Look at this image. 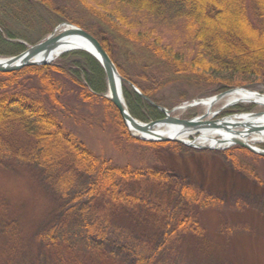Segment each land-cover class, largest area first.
<instances>
[{"label": "trees", "instance_id": "obj_1", "mask_svg": "<svg viewBox=\"0 0 264 264\" xmlns=\"http://www.w3.org/2000/svg\"><path fill=\"white\" fill-rule=\"evenodd\" d=\"M33 1L62 21L88 32L87 28L73 21L71 13L54 8L49 0ZM76 1L114 34L143 47L171 67L175 74L196 77L197 84L216 88L214 94L246 88L254 82L264 84V0ZM248 4L254 12L253 19L248 15ZM88 33L99 41L124 79L122 93L129 113L140 121L160 120L163 113L143 99L159 106L155 100L159 89L157 84H148L149 80L141 83L142 76L139 77L141 82L129 76L116 62L111 41L105 36ZM7 37L15 39L12 35ZM103 77L97 61L82 51L65 53L60 56V61L50 65L0 73V162L13 160L48 173L50 188L60 200L68 198L76 173H81L89 178L90 183L84 192L74 197L75 203L100 201L110 207L142 208L159 215L153 210L155 204L150 201L146 188L148 185L163 187L168 179L167 172L156 166L157 161L164 159L152 151L176 149L180 144L144 142L131 137L118 111L101 95L105 91ZM66 84L72 86L68 91L65 90ZM67 92L73 94L75 108L64 100ZM85 108L89 111L88 118L79 113ZM70 120L75 125L106 128L112 133L113 146L122 155L129 154L133 145L149 149L135 151L148 164L121 166L96 155L64 125V121ZM15 135L28 140L27 144L14 149L10 140ZM236 153L256 160H264V157L240 147L226 151V160L235 171L263 185L257 174L240 162ZM172 155L173 161L179 162L175 151ZM186 163L184 159L177 164L184 169ZM188 163L203 186L184 185L174 190L185 210L172 216L165 214L164 207H161L160 214L166 223L161 243L155 249L144 243H128L127 251L133 255L134 264H162L156 254L172 241L188 234L201 236L200 215L209 211H228L223 200L206 190L212 184L225 188V182L218 183L211 177L217 170L224 178L223 174L228 170L225 164L214 165L208 160L201 163L197 158L188 159ZM129 184L138 188L128 190ZM73 210L68 209L67 214ZM82 222L84 237L101 242L106 240L107 230L98 221ZM55 235L53 230L40 235L46 251L58 247Z\"/></svg>", "mask_w": 264, "mask_h": 264}, {"label": "rangeland", "instance_id": "obj_2", "mask_svg": "<svg viewBox=\"0 0 264 264\" xmlns=\"http://www.w3.org/2000/svg\"><path fill=\"white\" fill-rule=\"evenodd\" d=\"M49 1L54 8L71 13L73 21L87 28L88 32L107 37L113 44L116 62L129 76L138 81L142 76V82L141 79L139 81L141 83L144 80H149L148 84L156 83L159 89L155 100L159 107L172 110L182 104L216 95V88L197 84L196 77L175 74L171 67L143 47L114 34L88 14L76 0ZM248 15L250 18L254 16L250 4ZM62 23L76 26L62 21L36 1L0 0V59L23 53L49 36ZM6 35H12L15 39H9ZM58 61L60 56L54 62ZM103 79L105 91L101 95L105 98V75ZM71 87L66 84L65 90L68 91ZM246 90L264 95V84L254 82ZM64 100L71 108L76 107L71 92H67ZM222 105L219 102L212 107L211 112L215 115L208 121L240 114L264 113V108L252 103H240L226 108H222ZM79 113L87 118L89 116L87 108ZM204 113L202 107L196 106L176 111L171 116L190 120ZM155 121L157 120L147 119L142 122ZM64 125L93 153L111 159L114 164H148L136 152L149 149L133 145L129 154L122 155L113 146L112 133L106 128L75 125L71 120L64 121ZM10 141L14 149H19L28 142L19 135L13 136ZM235 147L225 151L196 150L180 144L176 149L152 151L164 159L157 161L156 166L167 172L168 179L163 187L148 185L146 188L150 201L155 204L153 210L159 215H153L142 208L110 207L100 201L87 204L84 200L80 204L75 203L74 197L84 192L90 183L89 178L81 173H76L68 198L60 200L50 188L48 173L13 160L1 161L0 264H134L133 255L127 251L128 243H144L150 249H155L161 243L166 225L160 214L161 207H164L165 214L172 216L185 210L184 203L174 190L184 185L203 186L194 170L188 167V159L193 158L199 159L201 163L208 160L214 165L225 164L224 167L228 170L224 172V178L217 170L211 176L218 183L225 182V188L215 187L213 184L205 187L210 194L225 202L228 211L203 213L199 216L203 228L201 236L188 234L178 237L158 252L156 259L162 264H264V160L236 153L240 162L257 174L263 183L260 185L257 180L235 171L226 160V151ZM257 147L264 150V144H258ZM173 151L180 158L177 163H182L185 159L187 167L182 169L173 161ZM231 178L233 181L229 182ZM127 188L136 190L138 187L129 184ZM70 208L74 210L67 214ZM84 220L98 221L107 230L106 240L101 242L84 237ZM49 230L56 232L55 237L58 238V247L50 252L46 251L39 239L40 235Z\"/></svg>", "mask_w": 264, "mask_h": 264}, {"label": "water", "instance_id": "obj_3", "mask_svg": "<svg viewBox=\"0 0 264 264\" xmlns=\"http://www.w3.org/2000/svg\"><path fill=\"white\" fill-rule=\"evenodd\" d=\"M63 26H65V29L59 32L58 31L59 28ZM73 39L79 40V42H82L83 44L90 47L92 49V52L90 50L85 49L83 46L77 44V42L73 41ZM72 51L85 52L89 54L91 57H93L100 65L105 75L106 83H107V95L105 96V98L108 99L112 103L113 107L118 111L119 116L131 137L144 142H174L196 150H203V148H196L193 147V145L190 143H185L181 141L179 139V136L185 131L213 127L217 124L218 121H204L205 117L203 115L190 120H182L175 116H171V114H173L176 111L179 110L184 111L186 109L194 107L196 103H198L200 100H194L190 103H185L182 104L181 106L175 107L172 110H166L162 107L156 106L149 99L144 98L141 95V93L132 84H130L133 90L139 96H142L144 100L149 102L152 106H155L164 115V118L157 120L155 122H142L134 118L129 113V110L127 108V105L123 97L122 82L124 81V79L119 74L115 64L113 63L109 55L102 48L101 44L97 39H95L92 35L88 34L81 28L73 26L69 23L60 24L52 31V33L49 36H47L39 43L29 47L23 53L17 56L10 57L8 59H0V73L15 72L25 67L50 65L59 56ZM238 89L240 91H248L242 88H238ZM233 90L235 89L219 93L213 96L212 99L214 101H218ZM249 93L255 94L257 96H261L258 95V93H254V92H249ZM229 106L232 105H226L222 108H226ZM172 124L181 125L182 129L180 132L182 133L177 134L174 137H168V136H162L155 131V128L159 126L172 125ZM231 126L233 128L249 127L248 125H244L240 123H234L231 124ZM131 128L139 131L142 135H145L146 138L136 137L132 135ZM253 129L257 130L258 128L254 127ZM234 146L243 148L257 156L264 157L263 149L253 147L250 144L241 142L237 139H235L229 147L222 149V151H225L226 149Z\"/></svg>", "mask_w": 264, "mask_h": 264}, {"label": "bare ground", "instance_id": "obj_4", "mask_svg": "<svg viewBox=\"0 0 264 264\" xmlns=\"http://www.w3.org/2000/svg\"><path fill=\"white\" fill-rule=\"evenodd\" d=\"M65 26L59 28V32L63 31ZM77 44L83 46L85 49H92L87 45L79 42V40L73 39ZM261 95V94H258ZM221 102L223 105H234L238 103H254L255 105L264 108V95L257 96L249 93V91H240L235 89L225 95L222 99L214 101L212 98L201 99L196 106H200L205 110L203 114L204 121L212 119L215 113L211 112L214 105ZM217 124L210 128H200L196 130H190L180 132L181 125H163L155 128V131L168 137H174L177 134L182 133L179 139L185 143H190L193 147L203 148L206 150H222L229 147L235 139L250 144L253 147H257L258 144H264V113L263 114H240L227 117L222 120H217ZM240 123L248 125L249 127L233 128L231 124ZM258 128L257 130L253 128ZM132 135L136 137H145L139 131L131 128Z\"/></svg>", "mask_w": 264, "mask_h": 264}]
</instances>
